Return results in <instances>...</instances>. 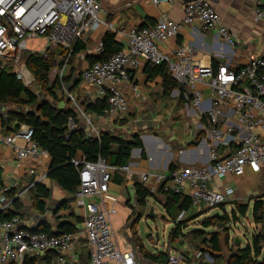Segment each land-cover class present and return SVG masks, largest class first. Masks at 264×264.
<instances>
[{
  "label": "built area",
  "instance_id": "built-area-1",
  "mask_svg": "<svg viewBox=\"0 0 264 264\" xmlns=\"http://www.w3.org/2000/svg\"><path fill=\"white\" fill-rule=\"evenodd\" d=\"M245 1L255 6L256 20H264V0ZM183 7V22L162 18L154 26L139 29L107 24L101 17L103 7L98 0H0V71L11 70L28 89L35 84V79L27 69L25 55L46 56L48 51L45 48L42 52L30 50V43L44 38V47L61 48L67 52L59 70L62 81L70 67L75 45L86 43L91 31L106 27L110 33L127 39L124 52L83 70L78 91L66 92L86 126H92L93 116L82 111L78 95L90 102L107 101L105 117L121 120L129 111L123 86L129 82L131 71L147 63L165 65L171 78L186 88L188 102L200 119L205 118L211 124L208 134L220 146H229L240 140L237 149L227 157L214 150L206 166H185L173 171L169 168L166 171L135 172L130 165L112 167L103 158L93 163L83 157L76 158L72 163L79 168L80 186L73 205L82 211L78 229L74 233L51 236L33 232V224L19 216L0 221V264H25L29 257H33L29 254L46 255L49 252L56 254L58 264H76L83 250L88 252L90 264H140L133 251L121 250L116 241L117 233L111 221V216L115 215V202L111 205L100 202V198H107L115 174L129 180L136 178L137 185L150 194V200L158 194L187 196L192 200V208L202 212L220 210L234 196L231 188L224 192L215 189V180L229 176L241 178L247 170L255 174L264 172V58L251 57L243 68H235L230 63L216 68L196 61L192 48L185 45L170 54L162 52V43L178 38L183 28L195 26L203 32L216 30L232 51L238 45L235 35L221 25L220 16L207 0H197ZM96 52L97 55L103 53L102 41ZM138 90L133 87L135 95L140 97ZM222 118H227L224 119L227 123L234 119L244 136L241 139V136H235L239 129L218 127ZM75 128L71 122V131ZM88 133L99 138L97 130H88ZM34 135L31 127L22 125L16 132L0 137V143L12 147L19 161H30L29 175L36 184H43L48 180V174L39 173L37 166L49 155L34 142ZM11 207L12 202L0 191V214L8 213ZM187 215L188 211H181L176 224L182 223ZM62 216L60 212L55 217ZM162 253L167 255L165 264H193L191 257L197 259L196 264H209L213 260L210 254L200 250L169 247Z\"/></svg>",
  "mask_w": 264,
  "mask_h": 264
},
{
  "label": "crops",
  "instance_id": "crops-1",
  "mask_svg": "<svg viewBox=\"0 0 264 264\" xmlns=\"http://www.w3.org/2000/svg\"><path fill=\"white\" fill-rule=\"evenodd\" d=\"M98 1L103 7V13L101 17L107 24H123L127 28L137 27L140 29L142 26L144 28L154 26L162 18H168L178 23L183 22L184 19V5L179 0H163L164 2L159 4H155L153 0ZM207 1L213 6L215 11L220 16L221 25L235 35V38L238 42L235 51H232L225 44L216 30L203 32L199 26H195L193 28H183L178 38L171 39L168 42L162 43L160 45L161 51L170 54L175 52L178 47L185 45L192 48L193 57L196 61L205 65H213L216 68L219 65L225 63H230L235 68H243L251 57L257 56L259 58H264V20H256L255 6L245 0ZM173 2L175 3L172 5ZM107 33H109L107 28L101 27L98 30L91 31L87 35L86 43L80 42L86 46V50L75 56L72 65L67 70L66 76L73 75L74 77H80L82 72L80 67L83 68L85 64L87 65L86 68H88V58L98 57L96 52L97 46ZM117 40L123 43L126 48L127 39L125 37L117 35ZM44 48L51 49L48 47ZM54 71L56 74L57 71L59 72V69L57 68ZM71 71H73L72 74ZM149 71H151L150 64L144 63L139 69L130 72V80L123 86V92L126 95L130 105V112H128L127 115H131L130 117H132V122H138L142 118L153 116V124H155L156 128L148 131H150L153 136L159 138H152L155 142L153 144L146 143L148 147L147 151L144 149L147 155L146 160L142 159L141 154H136L134 156H139L141 158L140 163H134L132 161L134 157L131 158L129 165L135 170V172L147 170L166 171L169 169L173 164L171 162V154H169L170 150L168 152V150L165 148V143L160 139L161 136H163V132H159L158 130L160 127H163L164 119H171L170 117L174 116L175 112L182 113L184 111L183 107L181 106L182 102H185L186 104L187 114H194V112L189 108L191 105L186 98L187 91L183 94L180 90L173 89L169 92V95H167L166 90L164 89L163 77L158 75L151 77ZM55 74L52 75L51 73V76H55ZM80 85L75 93L80 88ZM133 87L139 88L138 94L140 97L135 95ZM191 108L193 107L191 106ZM13 110V106H0V137H5L13 133L10 126H7V123L9 122L8 114ZM189 110L191 112H189ZM99 119H102L104 123L103 126H100L98 132L107 131L116 134L117 131H120V123H116V119L106 117ZM224 119L222 118L219 121V127H222L224 130H227V127L239 129V132H235V136H241V139L244 136V131L236 126L234 119H230V122L228 123ZM202 121L203 120L199 118L198 122L201 123ZM176 122L174 123L175 125ZM201 129L203 130L199 131L194 136H190L191 134L187 132L185 137L179 138L177 135L178 132L174 127L173 130H175L174 132L176 134L173 132L172 135H175V140L177 143L183 144L184 142H193V147L189 148L191 150L186 153V157L183 159V162L179 160L180 167L193 165L206 166L210 162L211 151L217 150L219 151L220 155L227 157V155L234 152L240 144V140L237 139L229 146H220V144L209 134L208 136L212 139V141H205L202 139V136L208 133V130H206L205 127H202ZM116 135L121 136L118 134ZM137 135L138 132H133L132 134V136ZM202 141L203 143L201 147L196 148ZM204 142L208 145V153ZM78 157L82 156L79 155ZM50 167L51 158L49 156L40 161L37 166L39 173L41 174H48ZM30 168V161H19L15 150L12 147L0 143V191L4 193L6 198H8L7 194L11 191H15L17 193V198H20L23 206L21 214H24L26 211H28V209H32L34 213L39 214L33 209L32 202L30 200V190L32 188V182H34V178L29 175ZM261 176L264 178V172L262 174H255L251 170H247L245 175L241 178L229 176L224 180H215L213 187L221 192H224L229 188L233 189L231 187V183L238 186L237 193L234 191V196L228 202V204H230L229 209H233L235 208V202L243 201L244 199L249 200L250 197H252L253 192L257 191L259 188L258 186H261ZM135 179L136 178L129 180V178H124V181L121 185L113 181V183L110 185L107 198H100V202H106L108 205H111V202H115V210L116 207H122L126 209L129 201L130 203L136 202L135 187L138 183ZM42 185L46 186L52 191V199L49 203L50 207L53 206V203H56L55 207H57L58 204L69 198L64 191H62L55 183H52L49 180H45ZM50 185H53L56 189L58 188V192H53ZM132 195H134V200L132 199ZM10 201L12 202V200ZM73 202H75V199L70 202L68 209H63L61 211V214L64 217H69L71 214H74L79 218L81 217L82 211L76 209L73 205ZM227 208L228 207L226 206V209ZM50 211L51 209H48L47 212L51 213ZM117 214L118 212L114 216ZM52 217L54 218L53 214ZM125 222L126 220L123 223ZM31 223L33 224L31 229H36L44 226L48 222H35L33 219ZM49 224L53 230H56V227L54 228L51 223ZM118 235L119 234L117 233V236ZM84 258H86V260H88V264H90L88 252L86 250H83L78 256L76 264H82L83 260H85ZM51 264H58L57 260Z\"/></svg>",
  "mask_w": 264,
  "mask_h": 264
},
{
  "label": "trees",
  "instance_id": "trees-1",
  "mask_svg": "<svg viewBox=\"0 0 264 264\" xmlns=\"http://www.w3.org/2000/svg\"><path fill=\"white\" fill-rule=\"evenodd\" d=\"M141 28L144 27L142 26L140 29ZM102 43L103 53L98 55V57H89V66L105 62L113 56L125 51V45L117 40V34L107 33ZM49 50L50 49H48L46 56L40 54L32 55L29 53L25 55L27 69L32 73L35 83L41 88L40 93H35L26 88L23 83L17 80L15 73H12L11 70L0 71V105L15 106L17 109L22 108V110L25 109L22 112L17 109L11 111L8 114L9 122L7 126H10L13 133L22 125L31 127L35 131L33 138L34 142L51 158L48 180L55 183L69 197L60 205L58 211L54 215L55 218L63 209L69 208L70 202L75 199L78 192L80 186L79 168L75 167L72 162L78 158L79 155L86 161L92 163L97 162L99 158H103L112 167L129 165L133 149H140L143 151V160L147 159V155L140 140V136L138 135L132 136L130 140H126L122 136H117L107 131L99 132V138L89 136L88 130L84 126L86 122L83 123L84 120L79 110L73 106L69 99H67V101L70 103V107H66L64 104L66 91L74 93L81 84V74L79 78L73 75L65 76L62 81L59 76H57L54 81H51V73L57 68L59 70L61 69L67 52L60 48H55V51L52 53L49 52ZM85 50L86 46L82 43L78 42L75 45L70 66L75 56ZM150 67L151 71H149V74L151 77L154 75L163 77L164 89L167 95H169V92L173 89H178L183 94L186 92L184 86L177 84L171 78L165 65L154 66L150 64ZM72 73L73 71H71V74ZM77 101L85 115L94 116L96 118L105 117V110L108 107L107 101L98 100L97 102H90L84 98L83 95H78ZM204 121L207 120L205 119ZM71 122L76 126L74 131H71ZM120 123L123 125L125 122L121 121ZM206 124H208V121ZM179 167V164L173 163L170 166V170L173 171ZM124 178L127 177L115 174L113 181L121 185ZM32 184L33 186L30 190L32 207L40 215H44L48 209H51L49 203L52 199V191L42 184H36L35 182H32ZM135 193L137 207L145 210L148 205L150 194L141 185H136ZM159 195L166 197L164 207L168 212L173 209L178 211L177 217L181 211H188L185 220L180 224H176V228L173 229L170 235V242L180 243L182 237L185 238L190 235L193 239L201 241L200 251L204 254L208 253L212 255L214 261L216 259L219 260L223 252V240L219 234L215 233L211 235L210 238H207L205 230L199 229L188 232L187 234L184 233V229L188 228L195 220L209 214V210L205 214L197 212L192 208V200L187 196L174 194ZM7 197L12 200V207L8 213L0 214V221H10L17 216L23 218V216L19 215L22 212L23 206L20 198H17V193L11 191L7 194ZM221 208L223 210V215L220 214L215 218H206L201 223L205 229L211 227H226L230 223V217L227 214L226 207L221 206ZM247 212V207L239 205L237 210H232L231 214L233 218L238 219L236 214L246 216ZM141 217L140 214L132 223L133 227L131 230L134 229V231H136L135 226ZM252 217L257 225L264 224L263 200H258L254 203ZM58 220L56 230H53L49 223H46L40 228L31 230L35 233H46L51 236L62 233H74L81 222V218L74 214H71L69 217L62 216L58 218ZM228 237L226 238L227 241L229 240ZM135 239L141 243L139 237ZM263 249L264 234H258L254 237L252 245H247L244 249H237L232 257L231 264H264V256H262ZM142 256L152 261L154 264H165L167 261V255L163 253L152 255L143 250ZM56 258V254L49 252L43 258L29 257L25 264H51Z\"/></svg>",
  "mask_w": 264,
  "mask_h": 264
},
{
  "label": "rangeland",
  "instance_id": "rangeland-1",
  "mask_svg": "<svg viewBox=\"0 0 264 264\" xmlns=\"http://www.w3.org/2000/svg\"><path fill=\"white\" fill-rule=\"evenodd\" d=\"M45 39L40 38V41L37 43H30V50H37L42 52L45 44ZM55 49L51 48L49 52H54ZM87 65L84 64L83 68L80 67V70L83 71ZM55 74V71L52 72V75ZM57 76H59V72L57 71L55 76H51V81H54ZM33 92L40 93V87L36 83L29 88ZM67 92V91H66ZM41 95V94H39ZM68 97L67 94L64 99V104L66 107H70V103L67 101ZM181 106L183 107L184 111L182 113L175 112L174 116H171V119H164V125L163 127L159 128V132H163V136H161V141H163L165 144L170 145V153H173V155H170L171 157V162L174 164H179L180 165V152L175 149L176 143L175 141V135L172 133L175 131L173 130L174 127L176 131L178 132L177 135L178 137H185L187 132H189L191 135L194 136L196 135L199 131L203 130L201 129L202 127L206 128V130H209L210 123L206 124L207 121H204V119L201 123H199V116L191 106L189 107L191 111L194 112V114H187V107L185 102L181 103ZM14 110L17 109V107L13 106ZM188 108V109H189ZM25 109H23L24 111ZM189 110V112H191ZM130 112V105H129V111ZM131 116V115H130ZM130 116H125V118L121 120H114L116 123H120L121 121L125 122L123 125H120V131H117L116 134L121 135L125 137L126 139H131L133 132H138L141 135H153L150 131L147 130V119L142 118L138 122H132V117ZM207 120V119H206ZM177 121V122H176ZM85 121H83L84 123ZM92 126H86L84 123V126L89 130V131H98L100 129V126H103V121L102 119L96 118L93 116L92 120ZM176 122V125L174 124ZM198 124V125H197ZM175 125V126H174ZM200 126V128H199ZM202 126V127H201ZM175 133V132H174ZM176 134V133H175ZM176 135V136H177ZM205 141L209 140L212 141V139L208 136V133L204 134L202 136ZM147 143H155L153 139L147 140ZM205 143V142H204ZM183 144H187V142H184ZM205 146L207 147V153H208V145L205 143ZM186 148V147H185ZM169 152V151H168ZM186 157V154H183V159ZM134 163H140L141 158L139 156L134 157L132 159ZM149 163V162H148ZM53 192H58V188H54L53 185H50ZM231 187L236 191L238 186L236 184L231 183ZM259 188L257 191L253 192L252 197H250L249 200H243L239 202H235V208H230V204H226L225 207L227 206V214L230 217V223L226 227H211L209 229H205L201 223L206 219V218H211L214 214L221 213L222 208L219 210H211L209 211V214L199 218L198 220H195L194 223H192L186 230L184 231L185 234L188 232H191L193 230H205L207 234V238H210L211 235L213 234H219L221 239L223 240V252L220 255L219 260L213 259L212 255L211 258L213 259L211 262L212 264H231L232 257L234 253L237 251L238 248H246L247 245H252L253 239L256 235L258 234H264V224L257 225L252 217V209L253 205L256 201L258 200H263L264 201V178L261 176V186H258ZM132 199L134 200V195H132ZM154 200H148V205L145 210L139 209L137 207L136 202H131L129 201V204L127 205V208H122V207H116L115 214L118 212L116 216H111V221H112V226L115 231V233H118L119 235L116 237V241L121 248V250H131L135 253L136 257L138 258V261L140 264H154L152 261H149L145 259L142 256L141 249L139 248L138 244L135 245L134 249L132 246V243L134 242V239L139 237L141 241H143V245L145 247V250L149 251L150 253H158V252H164V250H167L169 247L176 249V250H199L201 247V241L193 239L190 235L181 238L180 243L175 242L171 243L170 242V235L173 231L174 228H176V218L178 211L176 209H173L172 211L168 212L164 205L166 202V197L162 195H156ZM242 204L241 206L247 207L248 212L246 216H242L240 214H236L238 219L233 218L231 212L232 210H237L238 205ZM56 203H53V206H51V209L55 208ZM150 210L154 211V215L156 216L155 219H151L148 217ZM208 212L202 211L203 214ZM201 213V214H202ZM141 214V219L139 222L136 224L135 229L136 231L131 230V225L132 223L138 218V216ZM195 214V213H194ZM199 214V213H197ZM223 215V214H222ZM131 219H130V218ZM129 218V219H128ZM23 219H27L28 221L32 222L33 219L35 222H48L51 223L54 228L56 227L57 222L59 221L57 218H53L51 213H46L44 215H40L37 213H34L32 209H28L24 213ZM55 219V220H54ZM128 219V220H127ZM126 220L125 223H123ZM150 234L151 238L147 239L146 236ZM1 235V232H0ZM159 235V238L157 239L156 236ZM229 235V237H228ZM229 238L227 241L226 238ZM236 239L241 240V245L237 246L235 244ZM30 256H36L42 258L44 256L43 253H32L29 254ZM264 256V249H263V255ZM82 264H88V261L86 258H84ZM191 262L193 264H196L197 259L194 257L190 258ZM214 262V263H213Z\"/></svg>",
  "mask_w": 264,
  "mask_h": 264
},
{
  "label": "water",
  "instance_id": "water-1",
  "mask_svg": "<svg viewBox=\"0 0 264 264\" xmlns=\"http://www.w3.org/2000/svg\"><path fill=\"white\" fill-rule=\"evenodd\" d=\"M179 1H180L183 5H187V4H189V3H193V2H195V1H197V0H179ZM0 106H2V105H0ZM18 110H19L20 112L23 111L22 108H18ZM146 119H147V123H148V126H147V127L149 128V129L147 128V130H153V125L155 126V124H153V116H151V117H146ZM138 136H140V140H141V142L143 143L144 149H145L146 151L148 150V147H147V144H146L145 140H146V139H152V138H158V137L153 136V135H141V134H139V133H138ZM158 139H159V138H158ZM174 143H177L176 140L174 141ZM192 143H193V142H190V143H187V144H180V143H177L176 145H174V146H175V149H177V150L180 152V159H179V160H180L181 162H183V154H186L187 152H189V151L191 150V149H189V148L192 146ZM202 143H203V141H202V142H201L196 148H200L201 145H202ZM185 147H186V148H185ZM165 148L169 151L171 147H170V145L165 144ZM142 153H143V151L140 150V149H133L131 156L134 157L136 154H141V155H142ZM201 153H203V152H201ZM169 154L173 155V153H169ZM48 174H49V173H48ZM61 204H62V203L58 204V206L55 207V208L53 209V211H52L53 214H55V213L58 211V208L60 207ZM20 215H21V216H24V214H20ZM219 215H220V214L217 213V214H214L212 217L215 218V217H218ZM148 217H150L151 219H155V218H156V216L154 215V211H153V210H150ZM132 225H133V224H132ZM132 225H131V229H132V227H133ZM146 238H147V239H150V238H151L150 234H148V235L146 236ZM156 238L158 239V238H159V235H157ZM136 244H138L139 248L141 249V253H142L143 250H144V251H147V250H145V247H144V245H143V241H141V243H139L136 239H134V242L132 243L133 249H134V247H135ZM235 244H236L237 246H240V245H241V240L236 239Z\"/></svg>",
  "mask_w": 264,
  "mask_h": 264
},
{
  "label": "flooded vegetation",
  "instance_id": "flooded-vegetation-1",
  "mask_svg": "<svg viewBox=\"0 0 264 264\" xmlns=\"http://www.w3.org/2000/svg\"><path fill=\"white\" fill-rule=\"evenodd\" d=\"M148 128V127H147ZM153 128H156V126L153 125ZM149 129V128H148Z\"/></svg>",
  "mask_w": 264,
  "mask_h": 264
},
{
  "label": "bare ground",
  "instance_id": "bare-ground-1",
  "mask_svg": "<svg viewBox=\"0 0 264 264\" xmlns=\"http://www.w3.org/2000/svg\"><path fill=\"white\" fill-rule=\"evenodd\" d=\"M147 140H149V139H146V140H145L146 143H147Z\"/></svg>",
  "mask_w": 264,
  "mask_h": 264
}]
</instances>
